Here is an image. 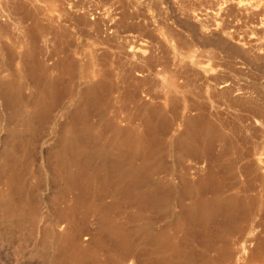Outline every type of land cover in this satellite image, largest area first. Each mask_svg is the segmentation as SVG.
Wrapping results in <instances>:
<instances>
[{"label":"rangeland","instance_id":"1","mask_svg":"<svg viewBox=\"0 0 264 264\" xmlns=\"http://www.w3.org/2000/svg\"><path fill=\"white\" fill-rule=\"evenodd\" d=\"M79 116L99 145L150 117L173 175L264 203V0H0V264H70L76 241L105 261L55 158ZM251 226L227 242L237 264H264L258 204Z\"/></svg>","mask_w":264,"mask_h":264},{"label":"bare ground","instance_id":"2","mask_svg":"<svg viewBox=\"0 0 264 264\" xmlns=\"http://www.w3.org/2000/svg\"><path fill=\"white\" fill-rule=\"evenodd\" d=\"M149 118L143 134L112 124L113 137L105 145H99L101 137L87 117L79 116V128L68 130L55 157L59 173L76 191L67 216L77 206L99 215L106 258L93 254L90 259L76 241L66 259L70 264H237L243 254H234L227 242L233 235H253L255 206L264 209V203L225 196V180L213 178L210 170L196 183L184 167L173 175L144 146L155 130ZM159 222L164 224L158 228Z\"/></svg>","mask_w":264,"mask_h":264}]
</instances>
